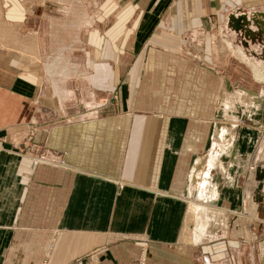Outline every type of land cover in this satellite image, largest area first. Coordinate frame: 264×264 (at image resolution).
Returning <instances> with one entry per match:
<instances>
[{"label": "crops", "instance_id": "1", "mask_svg": "<svg viewBox=\"0 0 264 264\" xmlns=\"http://www.w3.org/2000/svg\"><path fill=\"white\" fill-rule=\"evenodd\" d=\"M96 2L30 0V7L18 5L10 19V1L0 0V25L17 28L0 31V147L5 148L0 150V264H70L91 254L100 264H134L143 250L147 264H264V221L255 225L259 240L244 239L247 225L231 226L228 217V210L247 215V202L252 200L259 208L258 218L264 219V167L253 168L256 191L241 190L237 171L235 178L229 175L234 164L246 171L250 154L244 160L237 153L242 145H250V138L238 135L235 146L227 151L232 165L216 163L225 168L214 201L222 206L217 210L220 217L211 214L200 221L190 214L197 208L186 201L190 186L194 187V171L201 165L210 169L221 155L214 159L208 152L199 160L194 148L202 134L214 133L212 123L217 128L226 118L237 120L222 109L232 104V97L228 94L225 102L220 99L218 73L207 66L187 65L190 89L177 96L182 112L163 111L165 105L159 104L161 110L149 117L142 112L134 121L124 114L55 123L45 136L52 144L43 146L55 156L63 155L60 164L33 160L20 145L27 139L24 101L30 93L24 95L23 83L25 88L38 86L39 100L43 81L37 69H42L43 54L50 52L52 59L56 51L49 48L43 53L39 28L24 30L39 22L40 7H46L49 20L58 21L62 14L60 27L78 34L83 24L91 25L105 15L108 2L107 13L113 18L121 10L131 17L145 16V22L127 24V30L134 32L163 31L160 16L173 12L172 30L198 26L205 42L222 31L245 49L258 39V55L264 56V0H126L121 5L119 0H105L101 6ZM112 27L114 32L121 31L118 21ZM216 50L214 46L203 48L205 62L212 68L222 57ZM249 53L256 56L255 51ZM52 64L58 70L56 58ZM29 67L36 71L35 82H28ZM209 80L211 87L205 84ZM223 84L225 91L229 84ZM64 112L57 109L53 116L61 117ZM38 113L49 116L47 111ZM206 113L212 115L209 127Z\"/></svg>", "mask_w": 264, "mask_h": 264}, {"label": "rangeland", "instance_id": "2", "mask_svg": "<svg viewBox=\"0 0 264 264\" xmlns=\"http://www.w3.org/2000/svg\"><path fill=\"white\" fill-rule=\"evenodd\" d=\"M8 1L12 6L7 13L10 19L14 18L18 5L30 7L27 5L30 0ZM96 1V4L100 6L101 2L105 3V0ZM119 1L121 5L126 0ZM44 7H40L39 22H33L32 25L29 24L30 27L24 28L28 31L39 28L43 53L47 52L49 48L53 51L56 50L52 54V59L50 52L43 54L42 69H37V75L43 81L39 86V100H36L38 86L33 85L25 88L23 83L24 95L27 94L26 91L30 93L29 100L24 101L26 121L24 130L27 139L26 142H20V145L23 150L24 147L26 148L29 155H33V160L43 161L48 165L60 164L64 161L63 155L55 156L43 146L52 144L47 141L49 136L47 138L45 136L49 134L50 128L55 123L77 122L80 119L93 118L94 116L116 118L124 114L126 117H132V121H134L136 116L141 115L142 112L146 113L147 117L151 116L150 113L161 110L158 109L161 105H165L163 111L168 109V111L177 113L182 112L184 108L179 104L180 101H177L179 99L177 96L181 91L186 94L190 89L186 67L190 64L197 67L202 65L203 67L207 66L206 69L218 73L222 86L220 99L223 102L228 101L227 95L230 94L233 100L232 104L228 103L222 106V109L227 111L229 117L236 116L237 120H233L231 117L226 118L217 123V128L212 123L214 133L202 134L201 143H198L194 148L198 152L199 160L207 156L208 152L209 157L212 156L214 159L221 155L215 159V165L210 169L208 165H201L199 171H194L193 175L196 176V179L191 180L194 187L190 186V193L186 196V201L188 206H192L193 209L196 207L197 210H190V214L198 216L200 221L205 220V217L210 218L212 215L216 219L220 217L221 214L217 215V210L222 209V206L220 208V205L215 204L214 201L219 195L218 184H221L222 178L225 176L224 174L221 176V171L225 168L223 167L222 170L217 167L216 163L219 164L221 161L225 167L232 165V161L228 160L227 151L235 146L238 135L244 139L250 138V145H242L241 151L237 155L244 160L246 154L251 156L249 155L250 157L248 156L246 160L248 162L246 171H242L243 169L237 168V165L234 164L230 168L231 170L229 169V175L230 178H235L237 171L238 186L241 190L246 192V188H249L251 191H256L257 179L253 174V168L255 166L264 167V146H261L264 144V75L257 81L252 74L253 67L260 68L264 74V56L258 55L260 52L259 43H256L258 39H255L256 42L253 43H251L252 41L248 42L252 46L245 49L239 42L229 39L224 32L220 31L214 38L205 42L203 36L198 33V26L192 25L189 28L172 30L171 22L175 15L173 12H166L160 16L162 26L165 28L163 31L153 29L152 31L137 30L134 32L127 30V24L134 21L135 23L145 22V16L137 14L135 17H131L124 13L126 10H121V15L113 18L107 13L110 12L109 2L103 9L105 15L95 19L97 24L95 25L96 21L91 24L92 26L83 24V29L78 34L73 29L65 30L60 27L63 23L62 14L58 15L60 17L58 21L49 20L47 9ZM48 12L50 13L49 9ZM115 21H118L120 32L112 31ZM114 28L118 27L114 26ZM16 29L10 24L2 23L0 25V31L3 32L16 31ZM205 46L207 48L214 46L217 49L216 53L221 54L222 57H218L219 65L217 67L213 66L212 68L206 64L203 55ZM252 51H255L258 57L249 53ZM54 58L57 59L58 70L51 68V65H55L52 64ZM27 69L29 70L26 71V74L29 78H33L31 81L28 78V82H35V69H30V67ZM181 71H183L182 74H180ZM23 74L24 72H22ZM225 81L229 86L227 85V89L224 91L223 83ZM93 82H95L94 85ZM205 84L211 87L210 80L205 81ZM159 104L161 105L158 106ZM57 109H65L61 117L53 116V112ZM38 110L47 111L46 115L49 116L41 117L42 114L39 115ZM48 110L50 111L48 112ZM72 113L76 114L71 115ZM216 115L221 117L219 112ZM206 117L209 127L212 115L206 113ZM247 147H252V149ZM257 147L260 150L256 155ZM0 148L2 151L5 149L3 145ZM254 148L255 154L254 152L250 153ZM247 205V215H237L235 210H228L230 225L236 224L243 227L246 224L248 229L245 230L247 232L244 233L246 235L244 239L259 240L260 235L255 230V225L264 219L258 218L259 208L252 204V200H248ZM210 210L214 212L211 213ZM83 259L97 262L91 254L77 258L70 264Z\"/></svg>", "mask_w": 264, "mask_h": 264}, {"label": "built area", "instance_id": "3", "mask_svg": "<svg viewBox=\"0 0 264 264\" xmlns=\"http://www.w3.org/2000/svg\"><path fill=\"white\" fill-rule=\"evenodd\" d=\"M146 259H147V253H145V250H143V252H141V257L137 259L135 264H146ZM72 264H100V263L99 261L96 262L94 260L83 259V260H76Z\"/></svg>", "mask_w": 264, "mask_h": 264}, {"label": "bare ground", "instance_id": "4", "mask_svg": "<svg viewBox=\"0 0 264 264\" xmlns=\"http://www.w3.org/2000/svg\"><path fill=\"white\" fill-rule=\"evenodd\" d=\"M262 73H263V72H261L260 69H258V68H254V67H253V76H254V78L257 79V81H259V79L262 78V75H264V74H262Z\"/></svg>", "mask_w": 264, "mask_h": 264}]
</instances>
